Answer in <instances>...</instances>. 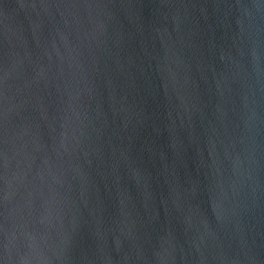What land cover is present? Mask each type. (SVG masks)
Segmentation results:
<instances>
[{"label": "water", "instance_id": "water-1", "mask_svg": "<svg viewBox=\"0 0 264 264\" xmlns=\"http://www.w3.org/2000/svg\"><path fill=\"white\" fill-rule=\"evenodd\" d=\"M0 264H264V0H0Z\"/></svg>", "mask_w": 264, "mask_h": 264}]
</instances>
